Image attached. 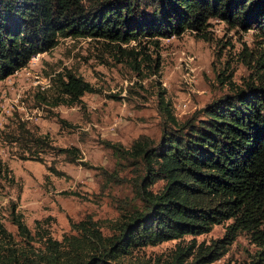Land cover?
I'll use <instances>...</instances> for the list:
<instances>
[{
  "label": "trees",
  "instance_id": "obj_1",
  "mask_svg": "<svg viewBox=\"0 0 264 264\" xmlns=\"http://www.w3.org/2000/svg\"><path fill=\"white\" fill-rule=\"evenodd\" d=\"M210 19L255 27L264 35V0H0V81L67 37L92 38L136 70L147 60L156 73L159 54L152 59L136 45L147 38L158 47L159 39L185 30L206 40ZM131 42L136 45L123 47ZM256 63L264 67V58ZM65 79L60 90L68 104L93 92L75 74L67 72ZM166 112L168 124L158 141L140 137L122 150L134 161L139 206L121 208L107 233L86 219L73 226L76 234L60 241L46 235L38 249L22 216L12 211L26 244L16 243L0 226V264H151L125 257L168 241H177L175 250L153 264H210L228 252L240 232L250 234L258 247L247 264H264V75L182 122ZM65 151L76 158V148ZM159 180L161 190L152 192ZM227 221L221 238L196 245L195 236ZM185 236L193 237L187 245Z\"/></svg>",
  "mask_w": 264,
  "mask_h": 264
},
{
  "label": "rangeland",
  "instance_id": "obj_2",
  "mask_svg": "<svg viewBox=\"0 0 264 264\" xmlns=\"http://www.w3.org/2000/svg\"><path fill=\"white\" fill-rule=\"evenodd\" d=\"M207 31L206 40L185 30L159 39L158 47L147 38L141 45H123L145 47L152 59L158 53L156 73L147 60L136 70L92 38L67 37L0 81V226L16 243L26 244L12 211L22 216L35 249L46 235L60 241L76 234L73 226L86 219L107 233L121 208L140 205L134 161L122 150L140 137L158 141L168 124L166 109L182 122L212 100L264 75V67L256 63L264 58L259 29L210 19ZM67 72L93 89L75 104H68L69 97L60 90ZM71 148L77 149L76 158L65 151ZM163 184L159 180L150 189L157 192ZM230 222L195 236L196 245L208 246L221 238ZM192 238L185 236L183 245ZM176 243L134 250L125 261L161 262ZM257 250L251 235L240 232L228 252L210 264H247Z\"/></svg>",
  "mask_w": 264,
  "mask_h": 264
}]
</instances>
